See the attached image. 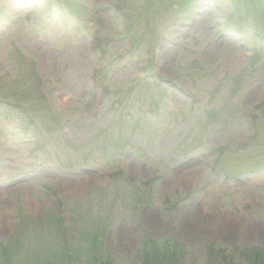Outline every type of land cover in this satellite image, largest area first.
Returning <instances> with one entry per match:
<instances>
[{
  "label": "rangeland",
  "instance_id": "obj_1",
  "mask_svg": "<svg viewBox=\"0 0 264 264\" xmlns=\"http://www.w3.org/2000/svg\"><path fill=\"white\" fill-rule=\"evenodd\" d=\"M46 1L0 0V264H264V0Z\"/></svg>",
  "mask_w": 264,
  "mask_h": 264
},
{
  "label": "trees",
  "instance_id": "obj_2",
  "mask_svg": "<svg viewBox=\"0 0 264 264\" xmlns=\"http://www.w3.org/2000/svg\"><path fill=\"white\" fill-rule=\"evenodd\" d=\"M257 252H258V251H257ZM260 253H261V252L257 253L255 260L260 259V257H261V256H259ZM178 257H179V256H177V258H178ZM258 263H261V262H258Z\"/></svg>",
  "mask_w": 264,
  "mask_h": 264
}]
</instances>
